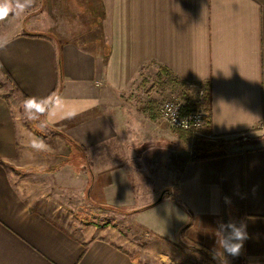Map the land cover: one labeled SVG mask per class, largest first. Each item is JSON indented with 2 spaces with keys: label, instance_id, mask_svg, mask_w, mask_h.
Here are the masks:
<instances>
[{
  "label": "crops",
  "instance_id": "obj_1",
  "mask_svg": "<svg viewBox=\"0 0 264 264\" xmlns=\"http://www.w3.org/2000/svg\"><path fill=\"white\" fill-rule=\"evenodd\" d=\"M90 3L101 9L104 46L29 37L23 30L32 22L22 14L16 33L0 45V64L25 97L60 88L76 113L48 126L86 156V182L85 171H73L56 186L93 207L135 210L157 235L173 243L185 238L221 264H264V146L232 140L264 132V0ZM151 65L208 87L201 136L219 151L206 158L189 150L190 140L159 114L131 106L125 97ZM18 137L11 101L0 93V162L17 169L38 164L35 155H24ZM59 166L57 175L69 169L66 161ZM21 179L0 164V264H155L123 237L103 236L92 225L75 229L65 210L58 223L45 209L54 201L22 191ZM229 222L245 225L247 239L238 256H217V230Z\"/></svg>",
  "mask_w": 264,
  "mask_h": 264
},
{
  "label": "rangeland",
  "instance_id": "obj_2",
  "mask_svg": "<svg viewBox=\"0 0 264 264\" xmlns=\"http://www.w3.org/2000/svg\"><path fill=\"white\" fill-rule=\"evenodd\" d=\"M90 2L91 0H38L37 5L32 10L21 13L24 17L27 16L26 21L30 19L29 22H32L31 26L24 28L23 33L46 34L57 43L72 41L91 48L104 46L101 9L99 5L91 6ZM16 17L18 16L15 14H9L5 20L0 21V45L16 33L18 27V23L15 22ZM166 72L161 68L156 72L152 65L145 67L137 77L139 80H136L135 88L125 97L131 106L141 110L148 109L152 113L158 114L160 106L166 100L178 99L184 103L183 100L176 98L177 94L171 95L170 87H166L165 83L163 84L168 76L163 75ZM206 88V85L194 86L191 101L198 102V105L203 107L201 102L207 95ZM200 90L204 92L202 98L199 96ZM0 93L11 101L15 117L22 115L19 105L27 97L16 89L1 68ZM202 111L208 112L204 109ZM20 122L34 135L42 137L49 148L45 152L33 154L41 161L40 164L38 161V164L17 169L14 165L2 162L7 170H12L18 174V177L22 178V191L27 192V190L33 189L35 192L38 191V194H34L35 196L39 195L44 200L54 201V203H48L50 208L45 209L53 212L50 214L55 221L58 223L64 221L61 212L65 210L66 215L73 220L75 229L80 225H92L94 228L100 229L103 236L111 239L123 237L130 244L131 249L145 251L148 261L154 260L153 263L155 264H221L217 260L218 258L213 259L208 251L203 250L196 243L185 240V238L178 243L171 244L163 240L155 232L140 224L135 215L137 212L135 210L123 211L114 208L93 207L86 199L79 201L77 197L74 198L73 190L70 188L57 187L56 184L68 180L73 175V171H85L81 173L82 185H84L89 169L86 156L81 155L78 148L74 147L68 138L57 130L48 126L44 132H41L37 121L22 120ZM203 130L198 134L182 131L179 134L181 133L188 141L190 140L189 143L191 144L188 143L189 150L194 148L195 152L201 156L215 154L219 151L215 148L217 144L213 141L212 143L207 137H202ZM18 138L21 143L25 140V137L20 134V130ZM232 140L244 148L262 147L264 146V132L257 130L237 136ZM62 143L68 144L69 152L66 147L60 145ZM65 161L69 169L65 168L57 175L61 171L60 163ZM60 175H62V181L58 179ZM53 205H58L59 208H54ZM70 205L73 207L71 208ZM142 209L139 208L138 210Z\"/></svg>",
  "mask_w": 264,
  "mask_h": 264
},
{
  "label": "clouds",
  "instance_id": "obj_3",
  "mask_svg": "<svg viewBox=\"0 0 264 264\" xmlns=\"http://www.w3.org/2000/svg\"><path fill=\"white\" fill-rule=\"evenodd\" d=\"M33 0H0V21L5 20L9 14L19 15L27 8L31 7ZM22 115L16 117L20 134L25 137L24 155L31 157L34 153L45 152L49 145L45 140L34 135L24 127L22 120L37 121L41 132H44L49 125V121L59 116L60 119H72L76 113L66 107L64 98L57 94L45 97L29 96L23 99L19 105ZM217 243L219 250L217 256L227 253L231 256H238L243 247V242L247 239L246 226H237L235 222L221 224L217 230Z\"/></svg>",
  "mask_w": 264,
  "mask_h": 264
},
{
  "label": "built area",
  "instance_id": "obj_4",
  "mask_svg": "<svg viewBox=\"0 0 264 264\" xmlns=\"http://www.w3.org/2000/svg\"><path fill=\"white\" fill-rule=\"evenodd\" d=\"M204 92L199 91L202 98ZM185 104L178 99L166 100L158 110L159 116L165 120L170 127L191 134L200 133L206 126L208 112L206 111H187L184 110Z\"/></svg>",
  "mask_w": 264,
  "mask_h": 264
},
{
  "label": "trees",
  "instance_id": "obj_5",
  "mask_svg": "<svg viewBox=\"0 0 264 264\" xmlns=\"http://www.w3.org/2000/svg\"><path fill=\"white\" fill-rule=\"evenodd\" d=\"M24 34L29 36V37H42L43 36L42 34H38V33H24ZM0 68L3 71V73L5 74V76L14 84L16 89H18L21 92V90L18 88V86L15 84L13 79L10 77L8 72L4 69V67L1 64H0ZM163 70H165V69H163ZM165 71H167V70H165ZM165 74H166V76L167 75L168 76H167V79L163 82V84L165 83L166 87H170L171 95L174 96L175 94H177L178 96L176 95L177 96L176 98H179V99L184 101V103H185V107H184L185 112H187V111H199V110H202V109L209 111L210 94H209V91H208V87L206 88L207 95H206L205 98L202 99L203 102H201L203 107H201V106L198 105L199 104L198 102H192L191 101L192 92L194 90V86L202 87L201 85L192 84L190 82L182 80L179 77L174 76L170 72H166L163 75H165ZM59 91H60V88H59L58 92L56 93L57 95L59 94ZM68 140H69L70 143L74 144V142L71 141L69 138H68ZM205 157L207 158V157H210V156H205ZM0 164L4 166L3 162H0ZM159 237L162 238L163 240H166L170 244L173 243V242L167 240L166 238H163L161 236H159ZM203 250L208 251L205 248H203ZM208 253L211 255V257L213 259H217V257L212 252L208 251Z\"/></svg>",
  "mask_w": 264,
  "mask_h": 264
}]
</instances>
